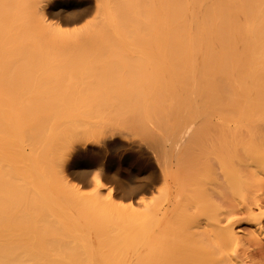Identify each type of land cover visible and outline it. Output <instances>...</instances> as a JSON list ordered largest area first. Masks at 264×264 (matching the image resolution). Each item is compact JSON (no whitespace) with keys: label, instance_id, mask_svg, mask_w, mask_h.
I'll return each instance as SVG.
<instances>
[{"label":"bare ground","instance_id":"1","mask_svg":"<svg viewBox=\"0 0 264 264\" xmlns=\"http://www.w3.org/2000/svg\"><path fill=\"white\" fill-rule=\"evenodd\" d=\"M51 17H58L60 20L53 22L50 20ZM79 22H82L80 26ZM76 23L78 27H73L74 25L70 27L71 24ZM121 56L127 57L124 58L125 60H128V57L139 59L136 64L129 65L137 67L134 69V74L142 72L138 73L140 77L132 76L131 81V78L124 79V76L119 78L121 72L123 74L125 70L117 71L115 67L118 66L117 58ZM196 57H201L197 62L202 60V64L196 65L198 64ZM145 69L148 73L144 72ZM187 69L188 72L185 71ZM113 72L118 75L117 80L114 81L123 83V86H117L116 92H114L115 86L112 87L113 79H107ZM131 72L133 70L129 72V76ZM80 78L93 80L94 86L92 82L79 84ZM109 84L110 89H108ZM106 90H112L106 92L109 96L111 94V97L115 94L120 97L117 99L126 97L127 102L131 99V104L136 101L142 102L141 107L140 104L138 107V103H135L138 107L133 110L135 115L140 113L139 115L142 116V112L143 123L151 120L150 125L155 124L159 132L168 127L174 129L183 126L184 129L185 125L186 128L189 127L188 123L192 120L195 119L196 122V119H199L198 123L193 125L194 130H191L193 133L190 134L189 141L185 144L183 140L184 147L182 149L181 145L179 150L182 149L180 152H184L183 155L187 156V159L193 160L198 157L199 160L194 159V161L198 160L197 163L193 161L196 163L194 167L197 165L196 169H200L197 171L201 172L203 169L202 173H204L206 171L204 167L207 171H210L209 167H213L216 170L214 174L217 171L221 173L214 176L212 172L210 174L206 171L214 178H210L211 181L207 183L209 186L202 185L203 188L199 192L193 189L190 192L187 187L179 191L180 189L174 190L175 187L177 188L175 183L177 182L178 185L179 180L173 177L174 174L170 175L171 171L167 172L163 167L167 176L163 172L164 178L161 179L169 185L168 192L171 194H167L168 202L163 205V220L151 216L148 224L146 221H143V224L137 223L138 227L142 226V230L143 225L147 224L146 233L145 229L143 230L144 234L141 228L138 231L131 226L133 223L128 224V221H131L125 216L123 221L125 218L126 221L123 223L124 225L127 223L126 229L122 230L123 233L117 231V234L114 230H117L119 225H116V221L113 223L112 219L106 218L105 213L103 218V211L98 208V204L96 206L99 211H93L94 208L92 210L97 216L92 211H90L92 214L87 210L83 211L85 215L91 214V218L96 216L99 219H93L95 223L87 222L89 227L87 232L95 230L96 238H92L96 240L93 244H96L97 250L94 251L92 242L88 241L87 236L85 244L82 243L85 251L80 249L82 252H78L77 248L81 247H76L77 251L74 250V243L77 244L76 246L81 244L82 238L78 236L83 234L86 228L83 227L85 230L83 233L79 231L78 235L76 228L73 236L72 227H77L75 224L79 221L76 223V219L72 218L75 224L71 220L68 221L65 217L66 209H62L64 201H59L62 203L60 205L58 200L51 196L50 188H54V184L51 187L47 186L48 182H45L47 179H43L42 176L49 164L46 162V165L42 161L46 158L49 160V157L51 159L52 152L57 155L52 151L55 148L51 150L50 147L54 146L50 141L53 136L60 133H53L54 130L63 125L60 114L66 111L65 113L71 116L75 114L73 110L76 112L81 110L76 107L74 109L67 103L66 105L59 103L61 96L72 97L74 94L72 91L76 95L78 93L76 91H79L84 94L85 104L86 98L94 93L93 98L99 97L97 100L94 98L99 105L106 96ZM67 93L68 95L65 96ZM85 93L86 96L88 95L86 98ZM79 95L73 97L83 96ZM73 97L70 99L68 96L70 100H74ZM106 98L103 102L107 100ZM89 103L92 102L86 104ZM119 103L122 105V102ZM84 107L86 109L87 106ZM100 108L99 111H103ZM118 108L119 110L114 109L118 113L121 109L126 111L123 107L118 106ZM68 122L66 127L69 125ZM73 123L75 125L76 122ZM233 124L247 129L241 127L244 132L246 131L247 140H244L243 130L237 132L233 131V128L230 130ZM80 125L76 129H80ZM216 125L222 130L221 140L217 133L213 135L209 129ZM82 128L81 131L84 129ZM44 130L50 132L43 133ZM178 132L181 134L180 131ZM145 133L147 136L148 131ZM169 133L171 135L173 132ZM175 134L173 133V138ZM228 136L233 137L236 145L235 153L230 157L227 155L228 159L235 161L236 177L233 173L227 174L229 169L226 170V167L225 173L221 170L224 167L220 166V162L227 164L228 160L222 158L224 152L220 157L222 161L219 162L216 158L220 153L216 154L218 148L215 147L223 150L224 143L229 139ZM187 137L188 135L185 134V139ZM261 139H264V0H0V264H120L121 260L126 264L124 258L129 255H122L119 252L118 255L110 254L114 247L116 252L118 246L122 245L119 243L117 246L112 239L117 241L116 237H121V240L129 235L127 237L129 241L124 239H126L125 244L131 246L133 243L130 237H133L134 233L136 237L134 235L133 238H137L139 242V238L143 237L145 244V251L137 254L136 264H264V160L255 161V157L264 152ZM169 140L171 141L168 142L169 146L175 142L174 139ZM60 144H64V141ZM60 144L57 147H60ZM65 147L67 148L68 144ZM173 147L174 145L172 149ZM163 148L164 145L162 148L160 146V150ZM100 149L79 152L76 159L72 160L73 163H70L68 169L77 179L85 181L89 169L100 165L103 167V179L108 183H114L116 194L125 199L129 197L131 199L142 189L145 191V187L153 181L152 162L144 161L145 158L139 160L138 152L136 157L132 155L133 153L131 155L127 153L126 155L129 156L124 160L121 159L119 163L113 156L110 157L114 159L108 155L103 156L104 150ZM59 151L58 153L62 152L65 155L67 153V151ZM63 154L62 159L61 154L57 158L54 157L60 158L58 161L61 160L62 165L66 161ZM202 159H209V163L206 161L207 166L201 163ZM177 160L179 162L178 158ZM41 163L47 166V168L44 166L42 171L38 169L39 166L43 167ZM60 164L58 166L63 167ZM54 165L56 166V163ZM58 166L50 167L57 169ZM187 166L188 168L185 167L187 172L189 170L192 172L193 168L189 164ZM201 174L197 177L200 178L203 175ZM230 174L235 177L233 181L230 180L232 179L231 176L229 177ZM202 182L201 184H204ZM104 184L101 183L102 186ZM172 184L174 188L171 190ZM234 184L236 188H238L236 185H239V188L242 186L251 193L245 197L234 196V192L237 194L240 190L238 188V191H235ZM230 190L234 191L233 196ZM76 191L79 190L74 192ZM236 197H242V200ZM180 208L183 209L180 211ZM201 209L207 210L209 215L206 214L213 219L205 225L204 222L203 225L190 223L193 225L191 227L178 225V215H186L188 219L192 217L193 221L197 218L196 213ZM118 213H120L119 209ZM243 213L246 215L244 216ZM90 217L89 221H92ZM138 218L140 217L137 214L136 219ZM104 219L115 225V229L114 226L109 225L113 228L109 232L108 227L101 224L104 223ZM68 222L72 223L70 227ZM81 222L83 221L80 220V224ZM245 222L252 226L247 231L236 227H240ZM82 225L84 226L85 223L83 222ZM95 234L90 233V236ZM108 234L116 237L111 239ZM76 235L80 238L79 242L76 240L78 238L75 239ZM81 237L84 240V234ZM120 240L117 243L122 242ZM229 241H236L237 249L229 248L227 245ZM127 246L125 249L129 252L130 248ZM125 249L123 250L126 251ZM174 254L177 255L176 258Z\"/></svg>","mask_w":264,"mask_h":264},{"label":"rangeland","instance_id":"2","mask_svg":"<svg viewBox=\"0 0 264 264\" xmlns=\"http://www.w3.org/2000/svg\"><path fill=\"white\" fill-rule=\"evenodd\" d=\"M58 17H51L50 18V20L51 21H53V22H58L59 20H60V18H58V20H56ZM82 23V22H81ZM80 22L78 23L79 24V26H80V24H81ZM78 24L76 23V24H71V26H70V24H69V26L70 27H72L73 25V27H78ZM68 26V27H69ZM124 50H126V48L124 49ZM121 57H123V56H121ZM121 57H118L117 58V62L116 63H118L117 65L118 66H116L115 65V67H116V70L118 71V70H120V71H123V69H125L124 71H123V74H124V72H125V74L123 75L122 74V72H121V75H120V72L118 73L119 75H120V77L119 78H122L123 76L125 77H123L124 79H130L132 76L134 77V78H136V76L137 77H140V75L138 76V73L139 74H141L140 72H135L136 74H134V69H136L137 67H134V65H129V64H136L135 62L136 61H138L137 59L136 60H134L135 58H131V57H128V60H125L124 58H126L127 59V57H123V58H121ZM129 58H130V61H129ZM199 58H201V57H196V62H197V59H199ZM119 59V60H118ZM131 59H133L132 61H131ZM201 60V59H200ZM202 61V60H201ZM201 61L200 62H197L198 64H196V65H199L200 63H201ZM121 62V63H120ZM125 62V63H124ZM115 63V64H116ZM123 63V64H122ZM127 66H126V65ZM137 64H138V62H137ZM202 64V63H201ZM131 66V67H130ZM133 66V67H132ZM163 67H164V65H163ZM116 70H114L116 73H117V71ZM133 70V72H131V76H129L130 75V71H132ZM129 73V74H127V72ZM137 71V70H136ZM138 71H140L139 69H138ZM143 71V70H142ZM186 72H188V69L187 70H185ZM144 72L146 73H148V71H147V69H145L144 70ZM143 72V73H144ZM116 73H114L113 72V74L110 76V78L109 77H107V79H113V81H114V79H116L117 80V78L116 77H118V75L116 74ZM116 76H115V75ZM127 75V76H126ZM188 75H190V73L188 74ZM132 77V78H133ZM132 78L130 79V81L132 80ZM83 80V82H81L82 80ZM76 81V80H75ZM112 81V82H113ZM129 81V80H128ZM77 83H79V84H81V85H84V84H90L89 82H92V85L94 86V83H93V80H91V79H88V81H87V79H83V78H80V81L78 82V81H76ZM119 82L118 81H114L112 84V87H114V88H116V90H114V92H116L117 90H118V88H117V86L119 87V85H122L123 86V83H122V81L118 84ZM127 83V82H126ZM125 84V83H124ZM111 87V88H112ZM108 89H110V84H109V88ZM80 91V90H79ZM79 91H76V92H78L80 95H83L82 97L77 93V95H79L80 97H78V98H74L73 97V95L75 96L76 95V93L74 92V91H72V97H73V99L74 100H70V99H72V97H71V95H68V93L65 95V96H69V98H68V96L67 97H64V95L63 96H61V98H60V102L59 103H62V104H65V103H67V104H69V106H71L72 108H74V107H76V109H78V110H80V111H78V112H76V110H73L74 112L73 113H77L76 115L75 114H72L71 116L70 115H68L67 113H65L64 111L60 114L61 115V121H62V127H60L59 129L58 128H56V130H54V132L53 133H55V132H60V133H57V135H55V137L53 136V138L51 139L52 141H50V142H52V145L54 146V147H50L51 145H49V147L51 148V150H52V148H55V149H53L52 151H55V153L57 154V155H55L54 154V152H52V153H50V156L52 157L51 159H50V157H49V160L46 158L45 160L43 159V163L44 164H46L47 165V163L46 162H48V164L49 165H47L48 166V168H50V169H48L47 168V166L46 165H44L43 163H41V165H43V167H41V166H39V170L40 171H42V169H44V166L47 168V171L46 172H44V175H42L44 178L43 179H47V181L45 180V182H48V184H47V186L49 185L50 187H51V185H53L54 186V188H50V192L52 191V193H53V195H52V193H50L51 194V196L52 197H54V199L56 198V200H58V202L59 201H64L63 202V204L64 205H62V203L61 202H59L60 203V205H62V209L64 208V209H66L64 212L66 213L65 215V217L66 218H68V221L69 220H71V218L74 220V219H78L77 221L75 220V222L76 223H78V221H79V223L78 224H75V223H73V221H72V223L73 224H75V225H77V227H72L71 229H72V234H73V236L75 235V231H76V234L78 233L79 234V231H80V233H83V231L85 230L84 228H86V230L84 231V240H83V237H81L83 234H80L78 237H80V238H82V240H81V244L79 243L78 244V246H76L77 244H75L74 243V246L75 247H73L74 248V250H76V247H81V248H77V250H79L78 252H82V251H80V249H82L83 251H85L84 250V248H82L83 246H84V242H85V238L88 236V241L90 242H92V248L94 249V251L95 250H97V249H95V246H96V244H93V243H96V242H94V241H96V240H94L95 238H96V234H95V230L94 231H88L87 232V229H89V227L87 226L88 224H87V222L89 223V222H91V223H95L94 221H93V219H95L96 218V216H97V214L96 213H94L93 211H95L96 212V210H98L99 211V209L100 210H102L103 211V215L102 216H104L103 218H105V215H104V213L108 216H106V218H108V219H112V222L114 223V221H116V225H119L118 227L119 228H117V230H114V231H120V233H123L122 232V230H124V229H126V224L124 225V221H126L125 219L127 218V220H130L131 222H129L128 221V224H132L133 223V225H131V226H133V228L134 229H137L138 231L140 230L139 228H141V230H142V226L140 225V227H138V224L137 223H140V224H143L144 222L143 221H146L147 222V224L149 223V220L151 219L150 217L152 216L153 218H155V219H158V220H163V205L164 204H167V202H168V197H169V195L171 194H169V192H168V187L167 186H169V185H166L167 183H165L164 181H163V179H161V178H164L163 177V172H165L164 171V168L163 167H165V169H166V171L167 172H170V175L172 174H174V176L173 177H175V178H177L178 180H179V182H178V185H177V182L175 183V185L177 186V188L175 187L174 188V186H173V184H172V186L173 187H171V190H172V188H174V190L175 189H180L179 191H181V190H183L182 188L183 187H187V190H189L190 189V192H192L193 190L195 191H201L202 190V188H203V186H209V184H207V183H209V181H211V179H213L214 178V176H215V174H217V173H221V171L220 172H218L217 171V173H213V172H215L216 170H214L213 169V167L211 168V167H209L208 168V170H210V171H207V169L204 167V170H206L207 172H210V174H211V172L213 173V175H211L210 176V174H207V172L205 173H202L203 172V169L201 170V172L200 171H197V170H200L199 168L198 169H196L198 166L196 165V167H194L195 166V164L197 163V161L199 160L198 159V157H195V158H197L198 160H195L196 161V163H194L195 161H194V159L192 160V159H187L188 157L187 156H185V155H183V153H181L182 151V149H183V147H184V145H182V142H183V140H184V143L186 144V142L187 141H189L188 140V138L190 137V134L191 133H193L191 130H194V126L193 125H196L197 123H198V121H199V119H196V122L194 121V120H192V122L191 123H188V124H190V125H188L189 127H187L186 128V125H185V127H184V129H182L183 128V126H181V127H175L176 128V130H175V128L173 129V127H171V128H169L168 127V129H163V130H161L160 132H162V133H160L159 132V130L157 129L158 127L155 125V124H151L150 125V123H152V122H150V121H148V123L146 122V123H143V120H142V117H143V113L141 112V115L142 116H140L139 114H136L135 115V111H133L134 109H136V108H138L139 107V104H140V107L143 105L142 104V102L140 103V101H136L135 103L138 105V107H137V105L135 106V103H132L131 104V99L130 98H128V99H130V101H128L127 102V100L124 98H122L121 97V99H117V98H120V97H117L118 95H115L113 92H111V93H113L114 95H113V97H111V94H110V96L107 94L109 91H112V90H106L105 91V94H106V96H105V98L106 97H108V99L107 100H104V102H103V99H105V98H103L102 99V101L99 103V105H97L98 103H96V102H98V101H96L97 100V98H99V97H94V98H96V100L94 101V98H93V94L94 93H92L91 95V97L90 96H86V93H85V98H86V103H88L89 101L90 102H92V103H89V104H84L83 102H85V100L83 99V97H84V94H81L82 92H79ZM108 91V92H107ZM84 92H86V91H83V93ZM107 92V93H106ZM69 94H71V92L69 93ZM76 95V96H77ZM108 95V96H107ZM75 96V97H76ZM64 97V99L65 100H63L62 98ZM115 97V98H114ZM66 98H68L67 99V101H66ZM80 98H82L81 100H80ZM110 98H112V99H110ZM114 98V99H113ZM61 99L63 100V101H61ZM76 99H78V100H76ZM90 99H92V100H90ZM118 101H117V100ZM123 99V100H122ZM76 100V101H75ZM80 100V101H79ZM84 100V101H83ZM87 100H89V101H87ZM99 100V99H98ZM125 100V101H124ZM70 101H72V102H70ZM78 101V102H77ZM100 101V100H99ZM109 101V102H108ZM113 101V102H112ZM115 101V102H114ZM93 102H95V103H93ZM118 102H122V105H121V103H119L118 104ZM72 103V104H71ZM79 105H78V104ZM84 105H83V104ZM104 103V104H103ZM100 104H101V106H100ZM111 104V105H110ZM66 105V104H65ZM89 105V106H88ZM68 106V105H67ZM83 106H87L86 107V109H85V107L83 108ZM94 106H98V107H94ZM118 106L119 107H123L124 109H126V111H123L122 109V111H123V113H121L122 111L120 110L119 111V113L118 112H116L114 109H116V110H119V108H118ZM131 106V107H130ZM135 107V108H132V107ZM79 107V108H78ZM82 107V108H81ZM89 107V108H88ZM99 107H101L100 109L101 110H103V111H99ZM97 108V109H96ZM103 108V109H102ZM75 109V108H74ZM140 109V108H139ZM111 110V111H110ZM114 112H113V111ZM133 111V112H132ZM138 111V110H137ZM83 112H86V114L85 113H83ZM129 112V113H128ZM64 113L66 114V115H64ZM79 113H81V114H79ZM97 113H99L100 115H98ZM132 113H134V114H132ZM137 113V112H136ZM90 114H92L93 115V118H92V115H90ZM118 114V115H117ZM120 114V115H119ZM122 114V115H121ZM123 114H124V116H123ZM127 114H128V116H127ZM68 115V116H67ZM96 115V116H95ZM65 116H67V117H65ZM71 118H70V117ZM103 117V118H102ZM129 117V118H128ZM68 118V119H67ZM127 118V119H126ZM63 119L65 120V121H63ZM71 119V120H70ZM114 119V120H113ZM141 119V120H140ZM66 120H67V122H68V124L70 125V127H69V125H67V127H66V124H67V122H66ZM79 120H80V122H79ZM97 120V121H96ZM116 120H118V121H116ZM124 120V121H123ZM60 121V122H61ZM76 122L75 123V125H74V123L73 122ZM82 121V122H81ZM122 123H121V122ZM59 122V123H60ZM63 122H66V124L65 123H63ZM79 122V124H78V126L80 125V123H81V127H80V129H76V128H78V126H77V123ZM111 122V123H110ZM129 122V123H128ZM73 123V124H72ZM84 123V124H83ZM94 125H93V124ZM121 123V124H120ZM107 124V125H106ZM109 124V125H108ZM116 124V125H115ZM137 124V125H136ZM75 126V128H74V126ZM86 125V126H85ZM133 125V126H132ZM142 125H145V126H142ZM154 125V126H153ZM192 125V127L190 128V126ZM219 125H221V124H219ZM219 125L217 126L216 125V127L214 126V127H209V129H211V132L213 133V135L215 134V133H217L218 134V136H219V138H220V140H221V136L220 135H222L223 133H222V130H221V128H220V130L218 129L219 128ZM85 126V127H84ZM93 126V127H92ZM95 126V127H94ZM110 126V127H109ZM117 126V127H116ZM157 128H156V127ZM222 126V125H221ZM233 127H228V129H230V130H232V128L234 129L233 131H235V132H237V130L238 131H242L243 129L244 130H247L244 126H241L240 127V125H238V126H236L235 124H233L232 125ZM63 127H64V129H63ZM66 127V128H65ZM72 127V128H71ZM84 129H83V128ZM92 127V128H91ZM135 128V130H134V128ZM153 127H154V129H153ZM226 127V126H225ZM224 127V128H225ZM235 127V128H234ZM240 129H238V128ZM68 128V129H67ZM70 128V129H69ZM81 128L83 129L82 131H83V133H82V131H81ZM85 128H87V129H85ZM131 128H133V131L131 130ZM237 128V129H236ZM58 129V130H57ZM73 129H75L74 130V132H77V133H74L73 132ZM173 129V130H172ZM186 129V130H185ZM189 129V130H188ZM227 129V128H226ZM67 132H66V131ZM72 130V131H71ZM85 130L87 131V132H85ZM141 132H140V131ZM156 130V131H155ZM168 130H170L171 131V133L173 132L175 135H174V138H173V133L170 135V131H168ZM180 131L181 132V134L178 132V131ZM185 130V133L183 132ZM225 130V129H224ZM244 130H243V132H244ZM92 131V132H91ZM136 131H139V133L138 132H136ZM148 131V133H147V136L145 135L146 133L145 132H147ZM151 131H153V133L151 132ZM177 131V132H176ZM225 131H227V132H229L228 130H225ZM224 131V133H227V132H225ZM50 131H43V133H49ZM62 132H64L63 133V135H62ZM70 132V134H67V133H69ZM187 132H189V133H187ZM80 133V134H79ZM85 133V134H84ZM155 133V134H154ZM167 133V134H166ZM178 133H179V135H178ZM182 133H184V135H182ZM232 133H234V132H232ZM65 134V135H64ZM67 134V135H66ZM76 134H79V135H76ZM84 134V135H83ZM129 134V135H128ZM150 134H152V136L150 135ZM157 134V135H156ZM158 134H159V136H158ZM164 134H166L165 135V137H164ZM168 134H169V136H168ZM185 134H186V136L188 135V137H187V139H185ZM228 134V133H227ZM226 134V135H227ZM123 135V136H122ZM138 135L140 136V137H138ZM176 135H178L177 137H176ZM226 135H224V136H226ZM229 135V134H228ZM244 140H247L248 139V136H246V131L244 132ZM59 136V137H58ZM90 136V137H89ZM192 136V135H191ZM223 136V137H224ZM43 137V136H42ZM58 137V138H57ZM152 137V139H150ZM155 137V138H154ZM161 137V138H160ZM175 137H176V140H175ZM222 137V139H223V141L224 142H226V140L224 139ZM232 136H228V138L229 139H227V143H224L225 145L224 146H226V147H222V148H224L223 150L222 149H219V147H215V148H218L219 149V151H218V149L216 150V154L217 153H220V154H217V160H219V162H220V160L222 161V158L224 157V158H227L228 156L230 157L231 155H233L234 153H235V148H236V145L234 144V142L233 141H235L234 139H233V137L231 138ZM44 138V137H43ZM65 138V139H64ZM83 138V139H82ZM157 138V139H156ZM159 138H160V140H159ZM163 138V139H162ZM166 138V139H165ZM171 138V140H175V142H178V143H171L172 145H174V147H173V149H174V151H173V149H172V145L170 144V146H169V144H168V142L170 143L171 141L169 140V139ZM173 138V139H172ZM246 138V139H245ZM56 139V140H55ZM58 139V140H57ZM60 139H62L61 141H60V143L62 142L63 143V141H64V144H65V141L67 142L66 144H68V147L66 148L65 147V145L64 144H60L59 143V140ZM156 139V140H155ZM165 139V140H164ZM190 139V138H189ZM162 140V141H161ZM230 140H231V142H230ZM55 142V144H53L54 142ZM143 141H145V142H143ZM154 141V142H153ZM79 142V143H78ZM83 142V143H82ZM129 142V143H128ZM167 142V143H166ZM233 142V143H232ZM61 145L60 147H57V146H59V144ZM154 143V144H153ZM165 143V144H164ZM183 143V144H184ZM221 143H222V141H221ZM230 143H232L231 145H230ZM261 143L262 144H264V139H261ZM71 144V145H70ZM137 144V145H136ZM160 145L161 146V148L163 147V145H164V148H163V150L161 149L160 150V146H158V145ZM178 144V145H177ZM154 145H156V146H158V147H156V146H154ZM167 145V146H166ZM181 145H182V149L181 150H179L180 148L179 147H181ZM221 145H223V144H221ZM221 145H220V147H221ZM71 146V147H70ZM77 146V147H76ZM78 146H79V148H78ZM176 146V147H175ZM219 146V145H218ZM230 148H229V147ZM111 147V148H110ZM137 147V148H136ZM146 147V148H145ZM168 147V149H166V148ZM233 147H234V149H233ZM57 148V149H56ZM101 148V149H100ZM105 148V149H104ZM226 148V149H225ZM65 149H68V150H65ZM71 149V150H70ZM78 149H79V151H78ZM95 149H100V150H102L103 151V156L105 155V156H113L115 159H116V161H120L121 162V159L122 160H124L127 156H129V154L131 155V153H133L132 155L133 156H144V157H139L138 156V158H139V160H143V158H145L144 159V161L146 160V161H148L149 163H151V165L153 166V169H154V177H153V181H151L150 183H149V185L148 186H146L145 187V191H144V189H142L141 191H139V192H137L138 194L137 195H133V197L130 199V197L129 198H127V199H125L123 196H121V195H117L116 194V192H115V190H114V183L112 184V183H108V182H106L104 179H103V177H102V166H100V165H98V166H95V167H93V168H91V169H89V173H88V176H87V178L85 179V181H82V180H79V179H77V177H75V175L72 173V171L70 170V169H68L69 167V165H70V163L72 162L73 163V161L72 160H75L76 159V157H77V155H79V152L81 153V152H86V150L88 151V150H95ZM170 149V150H169ZM190 149H192V147L190 146ZM59 150H65L64 152H66L67 151V153H66V155L65 154H63L62 152L61 153H58V152H60ZM107 152H106V151ZM164 150H166V151H164ZM171 150H172V152H171ZM179 150V151H178ZM222 150V151H221ZM228 150V151H227ZM162 151H164V152H162ZM181 151V152H180ZM191 152H192V150H190ZM218 151V152H217ZM234 151V152H233ZM104 152H106V154L104 153ZM138 152V155H136V153ZM180 152V154H178ZM223 152H224V154H223ZM232 152V153H231ZM127 153H129L128 155H126ZM140 153V154H139ZM142 153V154H141ZM166 153H167V155H166ZM177 153V154H176ZM188 153H190V152H188ZM229 153H230V155H229ZM263 154L261 155V154H259L261 157H259V155H257L256 157H255V161L256 162H258L260 159H261V161H263L264 160V152H262ZM53 154V155H52ZM61 154V156H60V158L62 157V154L64 155V157H65V162H63V165L62 164H60L61 162V160H59L58 161V159H60V158H58V159H56L57 157H59V155ZM125 154V155H124ZM224 156H223V155ZM225 154H226V157H225ZM119 155H120V157H119ZM180 155V157H178V156ZM189 155V154H188ZM191 155V158H193V156H192V154H190ZM215 155V154H214ZM213 154H212V156H214ZM221 155H222V158H220L221 157ZM228 155V156H227ZM67 156H68V158H67ZM177 156V157H176ZM184 156H185V158L186 159H184ZM211 156V157H212ZM54 157H56V158H54ZM113 157H110V158H113ZM182 157H183V159H182ZM228 157V158H229ZM63 158V157H62ZM61 158V159H62ZM105 159H109L108 157H104ZM113 158V159H114ZM177 158L179 159V162H178V160H177ZM190 158V157H189ZM213 158H215V157H213ZM227 158V159H228ZM150 160V161H149ZM186 160V161H185ZM189 160V161H188ZM209 160V159H208ZM208 160H205V159H202L201 160V163L202 164H207V163H209V161ZM223 160H225V159H223ZM232 161V162H230V161ZM254 160V159H253ZM187 161L189 162V163H187ZM194 161V162H193ZM206 161H208L207 163H206ZM260 161V162H261ZM51 162V163H50ZM119 162V163H120ZM123 162V161H122ZM227 164H225V162L223 163V161L222 162H220V166L221 167H224L223 169H221V168H218V169H221V170H223L222 172L223 173H225V167H226V170L227 169H229V170H227L228 172H226L227 174L230 172L231 174L233 173L234 175L236 174V170H237V166H236V164H235V161L233 160V159H228L227 161ZM229 162V163H228ZM56 163V166L54 165ZM178 163V164H177ZM181 163V164H180ZM200 162H198V164H199ZM201 163H200V165H201ZM223 164V166H222V164ZM53 164V165H52ZM58 164H60L61 166H63V167H60V166H58ZM187 164H189V166L191 167V168H193V171L194 170H196V172L194 171H192V172H190V170H189V172H187V170L185 169V167H187L188 168V166H187ZM219 164V163H218ZM217 164V165H218ZM225 164V165H224ZM228 164H229V166H228ZM65 165V166H64ZM193 165V166H192ZM204 165V166H205ZM208 165V164H207ZM206 165V166H207ZM210 165H211V163H210ZM216 165V166H217ZM50 166H53V167H57L58 166V168L57 169H59V170H57V169H53V167L51 168ZM233 166H235V167H233ZM171 167V168H170ZM181 167V168H180ZM189 167V168H190ZM233 167V168H232ZM41 168V169H40ZM61 168H63V169H61ZM168 168H169V170H168ZM183 168V169H182ZM231 168V169H230ZM51 169H53L52 171L53 172H51ZM171 169V170H170ZM212 169V170H211ZM215 169H216V167H215ZM57 171V172H55V171ZM177 170H179V171H177ZM192 170V169H191ZM157 171V172H156ZM174 171V172H173ZM181 171V172H180ZM236 171V172H235ZM167 172H165V174L167 173ZM173 172V173H172ZM179 172V174H177ZM235 172V173H234ZM48 173H51V174H48ZM203 175H202V174ZM47 174V175H46ZM53 174V175H52ZM158 174V175H157ZM165 174H164V176H165ZM194 174V175H193ZM199 174H201L202 176L200 177V178H198L197 176H199ZM204 174H205V177H206V175H207V177L205 178L204 177ZM226 174V175H227ZM231 174L229 175V177L231 176ZM157 177H156V176ZM178 175V176H177ZM223 175V174H222ZM234 175H233V177H234ZM166 176H167V174H166ZM49 179H48V178ZM89 177V178H88ZM202 177H203V179H202ZM232 177V176H231ZM232 177V179L230 178V180H234L235 179V177H236V175H235V177L233 178ZM166 178V177H165ZM197 178V179H196ZM211 178V179H210ZM95 179V180H94ZM198 179H201L200 181L202 182V181H205V183L204 182H202V183H204V184H201V182L198 180ZM205 179V180H204ZM206 179H208V180H206ZM210 179V180H209ZM51 180V181H50ZM156 180V181H155ZM52 181H54V183L52 182ZM197 181H199V183H196ZM207 181V182H206ZM42 182H44V181H42ZM154 182V183H153ZM163 182H164V186H166L165 188H164V186H163ZM85 183V184H84ZM94 183V184H93ZM101 183H105L104 184V186H102L101 185ZM169 184V183H168ZM72 185V186H71ZM100 185V186H99ZM203 185V186H202ZM231 186H233V185H231ZM236 186H238V188H239V185H236ZM71 187V188H70ZM73 187V188H72ZM98 187V188H97ZM197 187H198V189H197ZM234 188H235V191H238L237 189L238 188H236L235 187V184H234V186H233ZM233 187H229L230 189H232ZM200 188V189H199ZM205 188V187H204ZM228 188V189H229ZM233 188V189H234ZM79 190V191H76V192H74L75 190ZM100 189V190H99ZM109 189H110V191H109ZM164 189H166L165 191H163ZM191 189H193L192 191H191ZM240 190L238 191V193L236 194V192H234L233 190H230L231 191V193H232V195L231 196H233V192H234V196H242V195H244V197H245V195H249L251 192H250V190L249 189H245V188H243L242 186L239 188ZM184 190H186V189H184ZM243 192H242V191ZM97 191V192H96ZM170 191V190H169ZM195 191V192H196ZM230 191H228L229 193H230ZM80 192V193H79ZM82 192V193H81ZM141 192V193H140ZM78 193L80 194V195H78ZM96 193V194H95ZM240 193H242V194H240ZM245 193V194H244ZM94 194V195H93ZM98 194V195H97ZM101 194V195H100ZM167 194H169V195H167ZM85 197H84V196ZM100 195V196H99ZM106 195V196H105ZM56 196V197H55ZM79 196V197H78ZM83 196V197H82ZM94 196H98V198H96V197H94ZM116 196V197H115ZM100 197H101V199H100ZM103 197H106V198H103ZM147 198V199H146ZM237 198V197H236ZM239 199H241L242 200V197H238ZM237 198V199H238ZM129 199V200H128ZM146 199V200H145ZM55 200V201H56ZM100 200V201H99ZM109 200V201H108ZM115 200V201H114ZM138 200V201H137ZM240 200V201H241ZM244 200V199H243ZM147 201V202H146ZM57 202V201H56ZM96 202V203H95ZM141 202V203H140ZM112 203V204H111ZM85 204V205H84ZM89 204V205H88ZM93 205V207H92V205ZM98 204V205H97ZM111 204V205H110ZM141 204V205H140ZM98 206V208H97V206ZM64 206V207H63ZM80 206V207H79ZM87 206H89V207H87ZM113 206V207H112ZM131 206H133V207H131ZM66 207V208H65ZM119 207V208H118ZM90 208V209H89ZM93 208L95 209V210H93ZM118 209H119V211H120V213H118ZM132 209H133V211H132ZM181 209H183V208H180V211H181ZM205 209V208H204ZM204 209H201L200 210V212H198V213H196V217H194V218H196V219H193V221H192V217L190 218V219H188L187 217H186V215H178V217H177V223H178V225L180 224V226H188V227H191V225L193 224L194 225V223L197 225V224H201V225H203V222H204V225L210 220H212L213 218L212 217H208V211L206 210H204ZM85 210H87V212H89V213H91L90 211H92L93 212V214H96V216H95V218H91L90 217V215L92 214H90L89 216L86 214H84V212L83 211H85ZM121 210H122V213H121ZM70 211V212H69ZM79 211V212H78ZM83 212V214H82V212ZM81 212V213H80ZM86 212V211H85ZM123 212H124V214H123ZM155 212V213H154ZM69 213V214H68ZM99 213V212H98ZM181 212H179V214H180ZM183 213V212H182ZM181 213V214H182ZM204 213V214H203ZM208 215H207V214ZM80 214H82V215H84V216H82V215H80ZM101 214L102 213H100L99 215L101 216ZM128 214V215H127ZM137 214H138V216L140 217V218H143L142 220H140V218H138V219H136V217H137ZM183 214H185V213H183ZM244 214V213H243ZM70 215V216H69ZM121 215H123V216H121ZM135 215H136V217H135ZM198 215V216H197ZM246 214H244V216H245ZM77 216H80V217H78L77 218ZM119 216H121V217H119ZM124 216L126 217L125 219H124V221H123V218H124ZM146 216V217H145ZM147 216H149V217H147ZM195 216V215H194ZM207 216V217H206ZM86 217V219H84V218ZM89 217L92 219V221H89L90 219H89ZM93 217H94V215H93ZM81 218V219H80ZM83 218V219H82ZM100 218V217H99ZM102 218V219H103ZM113 218L115 219V220H113ZM120 218V219H119ZM122 218V219H121ZM186 219V221H184L185 219ZM96 219H98V218H96ZM95 219V220H96ZM189 220V222H187L188 220ZM80 220H82L84 223H85V225L83 226L82 224H83V222H81L82 224H80ZM99 220V219H98ZM102 221V220H101ZM100 221V222H101ZM109 221V220H108ZM108 221L106 220V219H104V223H102L101 222V224L103 225V224H105L106 225V227H108V231L110 232V230L111 229H113L112 227L114 226V229H115V225H112V223L110 224V223H108ZM137 221V222H136ZM192 221V222H191ZM124 222V223H123ZM142 222V223H141ZM70 222H68V224H69ZM72 223H70L68 226L70 227V225H72ZM190 223H192V224H190ZM248 222H245V223H243V224H241L240 225V227H238V226H236L238 229H242V230H244V231H247L248 229H250L252 226H250V224H247ZM147 224L145 225H143V227H144V231H145V233H146V228H147ZM74 225V226H75ZM81 226V227H79V226ZM109 225H112V227L111 226H109ZM192 225V226H193ZM104 226V225H103ZM131 226H129L130 227V229H132L131 228ZM146 226V227H145ZM79 227V228H78ZM84 227V228H83ZM105 227V226H104ZM103 227V228H104ZM129 227H127V229L129 228ZM181 227V228H182ZM77 228V229H76ZM83 228V229H82ZM236 228V230H238ZM82 229V230H81ZM94 229V228H93ZM107 230V229H106ZM143 230H142V233L144 234V232H143ZM74 231V232H73ZM82 231V232H81ZM112 231V230H111ZM125 231V230H124ZM107 232V231H106ZM127 232V231H126ZM133 232V231H132ZM132 232H130V234H132ZM90 233L91 234H95V236H90ZM128 233V232H127ZM138 234H139V232H137ZM77 234V235H78ZM87 234V235H86ZM111 234H113V232L111 233ZM116 234V233H115ZM117 234H118V232H117ZM116 234V235H117ZM136 233H134V235H135ZM77 235H76V237H75V239L76 238H78L77 237ZM109 235V234H108ZM107 235V237H109V236H111V239L115 236V235H109L108 236ZM124 236H125V234H123ZM134 235H133V237H134ZM90 236V237H89ZM119 236V235H118ZM138 236V235H137ZM140 236V235H139ZM92 237H95V238H92ZM116 237V236H115ZM127 237H129V235H127V236H125L124 238H126L127 239ZM133 237H130V240H131V243H133V245L131 244V246H127L126 244H125V240L126 239H124V238H122L121 240H122V242H118L117 243V241H119L120 240V238L121 237H116V240L117 241H115V239L113 238L112 240H114V243L117 245V244H121L122 243V245L121 246H118V248L116 249V252H115V247L113 248L114 250H111V251H113V252H115L114 254H113V252L112 253H110L111 255H118V253L117 252H119V253H122V255L124 254V255H129L127 258L125 257L124 259L127 261V263L126 264H134L135 263V261H136V258H137V254H139V253H143L145 250V244H144V239H143V237H142V239L141 238H139L140 239V241L138 242V240H136L137 238H133ZM135 237H136V235H135ZM80 238H78V239H76V240H78V242H79V239ZM93 239V241L91 240V239ZM119 238V239H118ZM131 238H133V239H131ZM74 240V239H73ZM120 240V241H121ZM128 240V239H127ZM143 242H142V241ZM129 241V240H128ZM76 243H77V241H75ZM140 242H142V244L140 243ZM82 243H84V244H82ZM134 243H136L137 245L135 246L134 245ZM91 244V243H90ZM129 244V245H130ZM143 244H144V246H143ZM93 245H94V247H93ZM127 246V248L129 247L130 249H129V252L127 251V249H125L126 247L125 246ZM142 245V246H141ZM227 245H229V248L231 247V249H237V247H238V244H237V242L236 241H229L228 243H227ZM133 246V247H132ZM132 247V248H131ZM121 248V249H120ZM123 249H125L126 251H124ZM132 249H134V250H132ZM143 249V250H142ZM76 250V251H77ZM123 252H125V253H123ZM136 250V251H135ZM96 252V251H95ZM136 252V253H135ZM132 254V255H131ZM132 256V257H131ZM174 256H175V258H176V254H174ZM173 256V257H174ZM120 264H124V263H122V260H121V262H120ZM136 264V263H135Z\"/></svg>","mask_w":264,"mask_h":264}]
</instances>
